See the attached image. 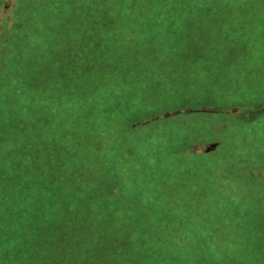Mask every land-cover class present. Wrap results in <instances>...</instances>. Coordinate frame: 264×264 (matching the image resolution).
<instances>
[{
  "label": "trees",
  "instance_id": "1",
  "mask_svg": "<svg viewBox=\"0 0 264 264\" xmlns=\"http://www.w3.org/2000/svg\"><path fill=\"white\" fill-rule=\"evenodd\" d=\"M23 3L10 15L0 11V17L7 16L0 22V264H242L246 255L252 259L258 240L264 242V201L248 202L253 207L243 210V200L222 201L215 192L203 207L189 205L187 212L193 215H184L183 201L174 197L176 189L165 199L133 193L126 186L133 165H118L120 173L95 170L96 183L81 193L84 184L77 181L78 186L70 171L79 160L66 148L59 157L58 148L46 143L55 138L46 130V107H52L46 105L69 103L73 95L98 97L114 79L132 71L118 74L115 69L155 55L150 43L196 54L218 42L227 52L257 54L262 36L252 13L264 12V0ZM236 12L245 14L239 22L226 19ZM57 21L63 23L48 36ZM43 36L48 38L41 45ZM106 64L112 66L103 68ZM15 67L20 70L14 73ZM220 109L177 107L138 119L125 132L160 116L218 115ZM47 134L49 139H44ZM208 143H216L210 152L219 146L208 139L186 143L180 150L193 153ZM259 162L253 157L236 167L237 176L252 175L242 178L243 186L255 183L254 170L264 168ZM86 196L90 199L85 201ZM243 244L253 250L243 251Z\"/></svg>",
  "mask_w": 264,
  "mask_h": 264
},
{
  "label": "rangeland",
  "instance_id": "2",
  "mask_svg": "<svg viewBox=\"0 0 264 264\" xmlns=\"http://www.w3.org/2000/svg\"><path fill=\"white\" fill-rule=\"evenodd\" d=\"M23 1L2 0L0 11L10 15L15 8L23 7ZM194 12L197 11L192 10L191 14L195 15ZM252 14L253 23L257 22L254 28L262 36L258 42L261 52L257 54L227 52L218 42L202 46L203 50L196 54L184 51L183 47L175 52L168 49L169 44L150 43L157 50L155 55L132 59L127 61L128 67L115 69L118 74L132 71L129 76L114 79L98 97L84 99L73 95L69 103L48 101L52 104L46 106L52 107H46L50 117L46 130H51L49 134L55 138L46 143L58 148L59 157L60 152L68 150L79 160L70 171L76 182L84 184L81 187L77 182L81 193L96 183L95 170L120 173V166L133 165L131 174L126 176V186L132 187L133 193L165 199L173 196L169 192L176 189L174 197L183 201L184 215H193L194 211L187 212L189 205L203 207L215 197V192H219L217 196L222 201L243 200V210L253 207V202L264 201V168L259 173L254 170L255 183L244 186L242 178L252 175L249 177L246 172L241 177L235 171L253 157L264 164V12ZM244 15L230 13L226 19L239 22ZM62 23L49 24L52 29L48 36ZM47 38L42 37L41 45ZM106 65L102 67L112 66ZM15 70L20 69L15 67L14 73ZM197 106L221 109L218 115L175 114L168 121L160 116L133 133L125 132L136 120L148 115ZM234 106L237 110L227 115ZM43 138L49 139L48 134ZM208 139L219 143L212 152L202 151L207 144L194 148L193 153L180 150L186 143ZM118 184L122 186V182ZM142 184L145 189L139 188ZM87 196L85 201L90 199ZM121 203L128 205L125 201ZM258 241L252 259L246 255L242 264H264V242L262 238ZM248 248L253 250L243 244V251Z\"/></svg>",
  "mask_w": 264,
  "mask_h": 264
},
{
  "label": "water",
  "instance_id": "3",
  "mask_svg": "<svg viewBox=\"0 0 264 264\" xmlns=\"http://www.w3.org/2000/svg\"><path fill=\"white\" fill-rule=\"evenodd\" d=\"M216 147V143H209L205 146V151L213 150Z\"/></svg>",
  "mask_w": 264,
  "mask_h": 264
}]
</instances>
